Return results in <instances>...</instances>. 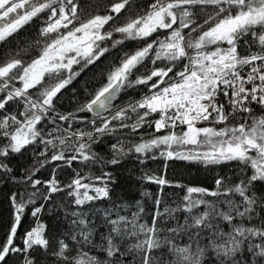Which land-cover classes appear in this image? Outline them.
<instances>
[{
	"label": "snow or ice",
	"instance_id": "snow-or-ice-1",
	"mask_svg": "<svg viewBox=\"0 0 264 264\" xmlns=\"http://www.w3.org/2000/svg\"><path fill=\"white\" fill-rule=\"evenodd\" d=\"M0 264H264V0H0Z\"/></svg>",
	"mask_w": 264,
	"mask_h": 264
},
{
	"label": "trees",
	"instance_id": "trees-1",
	"mask_svg": "<svg viewBox=\"0 0 264 264\" xmlns=\"http://www.w3.org/2000/svg\"><path fill=\"white\" fill-rule=\"evenodd\" d=\"M187 163V162H186ZM130 166V163H122L121 164V170L124 171V180L122 181L121 184V188L123 189L124 192L126 193H130L131 191H133L136 186L139 184V181L136 180L135 183H133L131 180H128V173L126 171V169ZM163 166H164V161L162 158H150L149 160L145 161L143 167L147 168V169H152V170H156L157 168H159L161 171H163ZM137 167H139V165H137ZM190 171H193L192 169H185L183 165H179L176 163H172L169 165L168 167V175L171 177L173 175H187ZM195 174V173H193ZM144 187L149 188L150 190H154V186L153 184L146 182ZM120 189L118 188V191ZM174 189L166 187L165 191L166 192H172ZM138 195V193H137Z\"/></svg>",
	"mask_w": 264,
	"mask_h": 264
}]
</instances>
